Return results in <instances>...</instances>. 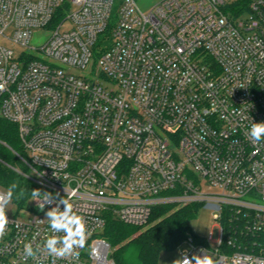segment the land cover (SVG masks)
<instances>
[{
	"label": "built area",
	"instance_id": "2783aa9c",
	"mask_svg": "<svg viewBox=\"0 0 264 264\" xmlns=\"http://www.w3.org/2000/svg\"><path fill=\"white\" fill-rule=\"evenodd\" d=\"M244 2L232 13L225 0L148 11L136 0H0L12 45L0 44V115L20 144L8 146L18 166L6 165L55 197L44 210L30 194L7 212L0 264H53L22 253L43 249L46 211L62 198L89 236L78 259L55 264H114L109 217L145 226L155 207L191 203L214 211L218 234L188 235L180 258L264 264V139L248 137L264 122V0ZM37 29L50 35L32 45Z\"/></svg>",
	"mask_w": 264,
	"mask_h": 264
},
{
	"label": "trees",
	"instance_id": "16d2710c",
	"mask_svg": "<svg viewBox=\"0 0 264 264\" xmlns=\"http://www.w3.org/2000/svg\"><path fill=\"white\" fill-rule=\"evenodd\" d=\"M244 1L234 0L225 9L237 13L245 5ZM4 143L13 150H20L16 126L0 115V187L7 190L12 182H18L19 188L26 190V196L20 200L15 196L13 198L21 205L34 186L6 165L15 166L18 161ZM201 206L200 203L179 208L173 205L157 206L145 226L129 225L109 217L102 235L110 245V258L114 264H162L159 261L162 251L175 250L188 235L197 236L191 228V221L196 218Z\"/></svg>",
	"mask_w": 264,
	"mask_h": 264
},
{
	"label": "clouds",
	"instance_id": "9594fccd",
	"mask_svg": "<svg viewBox=\"0 0 264 264\" xmlns=\"http://www.w3.org/2000/svg\"><path fill=\"white\" fill-rule=\"evenodd\" d=\"M248 137L253 144H259L264 139V122H253L248 131ZM14 196L17 200L26 196V190L19 188L18 182H12L6 192L0 193V239H3L7 233L9 224L7 208ZM31 197L32 200L39 201L44 210L46 204H51L55 200L52 193L41 192L39 189L31 190ZM60 204L64 206L63 210L60 209ZM46 218L49 221L52 235L45 239L43 249L40 247L34 249L32 243H25L22 258L25 260L36 259L38 253L44 251L54 258L53 264H55V259L67 257L78 259L80 256L78 249H83L86 246L89 236L84 218L74 212L73 204L69 200L63 198L56 202L55 207L46 211ZM60 233L63 235H58ZM174 264H214V261L207 254L193 255L191 258L185 254L175 260Z\"/></svg>",
	"mask_w": 264,
	"mask_h": 264
},
{
	"label": "rangeland",
	"instance_id": "374dc122",
	"mask_svg": "<svg viewBox=\"0 0 264 264\" xmlns=\"http://www.w3.org/2000/svg\"><path fill=\"white\" fill-rule=\"evenodd\" d=\"M158 1L159 0H136L138 6L143 11H148ZM225 1L227 5H230L233 3L234 0H225ZM49 35H50V32L48 30L37 29L33 32L31 39H30V43L32 45H41L46 41ZM0 44L6 45V46H12L9 41H7L6 39H1V38H0ZM13 48L16 51L19 50V48L16 46H13ZM12 154L14 155L13 152ZM18 164L19 163L17 162L15 166H18ZM0 189L5 190L2 187H0ZM18 210H19L18 204L16 200L13 198L7 208L8 214L9 215H13L14 213L16 214ZM213 213L214 211L211 208L205 205H202L197 212L196 218L191 221V228L199 238L204 239L210 234L212 235L213 238L217 237L218 227H217L216 221L213 218ZM24 214H25V211L21 209L18 212V217L23 218L25 216ZM185 248H188L187 243L182 244L175 250L162 251L159 255V261L162 264H174V261L180 258V251Z\"/></svg>",
	"mask_w": 264,
	"mask_h": 264
}]
</instances>
